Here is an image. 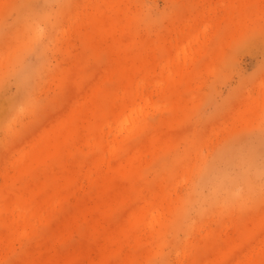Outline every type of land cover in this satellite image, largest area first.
Instances as JSON below:
<instances>
[{
  "label": "rangeland",
  "instance_id": "rangeland-1",
  "mask_svg": "<svg viewBox=\"0 0 264 264\" xmlns=\"http://www.w3.org/2000/svg\"><path fill=\"white\" fill-rule=\"evenodd\" d=\"M0 264H264V0H0Z\"/></svg>",
  "mask_w": 264,
  "mask_h": 264
}]
</instances>
